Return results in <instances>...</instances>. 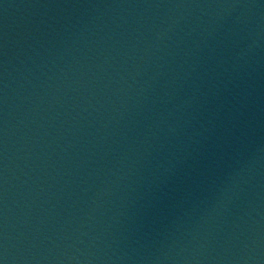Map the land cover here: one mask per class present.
I'll list each match as a JSON object with an SVG mask.
<instances>
[{
    "label": "water",
    "instance_id": "water-1",
    "mask_svg": "<svg viewBox=\"0 0 264 264\" xmlns=\"http://www.w3.org/2000/svg\"><path fill=\"white\" fill-rule=\"evenodd\" d=\"M112 264H264V0H175Z\"/></svg>",
    "mask_w": 264,
    "mask_h": 264
}]
</instances>
